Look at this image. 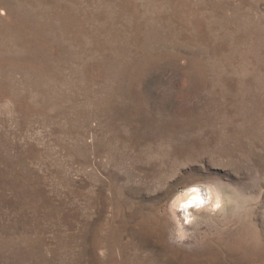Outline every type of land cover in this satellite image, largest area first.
Wrapping results in <instances>:
<instances>
[{
  "label": "rangeland",
  "instance_id": "374dc122",
  "mask_svg": "<svg viewBox=\"0 0 264 264\" xmlns=\"http://www.w3.org/2000/svg\"><path fill=\"white\" fill-rule=\"evenodd\" d=\"M0 264H264V0H0Z\"/></svg>",
  "mask_w": 264,
  "mask_h": 264
},
{
  "label": "bare ground",
  "instance_id": "6f19581e",
  "mask_svg": "<svg viewBox=\"0 0 264 264\" xmlns=\"http://www.w3.org/2000/svg\"><path fill=\"white\" fill-rule=\"evenodd\" d=\"M193 190V189H192ZM207 192V191H206ZM207 197H209V194H208V196ZM208 199V198H207ZM178 202V201H177ZM179 206V205H178ZM186 208H188V206L186 205ZM195 208V207H194ZM192 213H193V211H192ZM199 214V213H198Z\"/></svg>",
  "mask_w": 264,
  "mask_h": 264
}]
</instances>
